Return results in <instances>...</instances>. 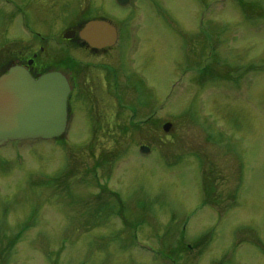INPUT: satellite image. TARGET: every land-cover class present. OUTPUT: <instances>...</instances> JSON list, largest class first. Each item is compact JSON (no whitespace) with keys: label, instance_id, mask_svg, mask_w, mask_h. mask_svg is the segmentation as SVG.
Returning a JSON list of instances; mask_svg holds the SVG:
<instances>
[{"label":"rangeland","instance_id":"1","mask_svg":"<svg viewBox=\"0 0 264 264\" xmlns=\"http://www.w3.org/2000/svg\"><path fill=\"white\" fill-rule=\"evenodd\" d=\"M86 17L66 134L0 147V264H264V0H0V61Z\"/></svg>","mask_w":264,"mask_h":264},{"label":"water","instance_id":"2","mask_svg":"<svg viewBox=\"0 0 264 264\" xmlns=\"http://www.w3.org/2000/svg\"><path fill=\"white\" fill-rule=\"evenodd\" d=\"M130 0H117L127 5ZM73 33L65 34L71 38ZM93 48L113 46L117 29L105 20H93L80 32ZM71 85L65 74L51 71L35 78L28 68L15 64L0 76V146L9 141L50 140L62 136L68 127V99ZM172 124L164 125L169 131ZM149 153L147 146L140 148Z\"/></svg>","mask_w":264,"mask_h":264},{"label":"flooded vegetation","instance_id":"3","mask_svg":"<svg viewBox=\"0 0 264 264\" xmlns=\"http://www.w3.org/2000/svg\"><path fill=\"white\" fill-rule=\"evenodd\" d=\"M97 18V17H96ZM101 18V17H99ZM85 18L82 19L80 22H74L70 24V26H66L64 29H62L59 32V37L52 38L51 41L57 45L56 48L60 49V52H55V54H51L52 52L47 51V44L50 42H44L42 45L39 44L38 47H34V49L28 48V53L24 56H16L14 55L11 59H7L5 61L0 62V74L4 73L13 63L21 64L30 70V72L34 76H39L43 73H45L48 70H59L63 73H66L68 76L72 90L73 85L76 83V80L72 78L71 70L69 68V65H67V62H77L74 58V55L72 54V49H77L76 51H79V57L82 58V55L80 53L81 46H85L83 48L88 47L92 52L101 51V53H108V51L111 48H103V49H97V48H91L86 42L81 40L79 36V32L86 24ZM30 29V28H29ZM66 32H72L74 34V37L72 39H65L63 38V35ZM84 56V55H83ZM33 60V61H32Z\"/></svg>","mask_w":264,"mask_h":264},{"label":"trees","instance_id":"4","mask_svg":"<svg viewBox=\"0 0 264 264\" xmlns=\"http://www.w3.org/2000/svg\"><path fill=\"white\" fill-rule=\"evenodd\" d=\"M196 244H197V246H198L199 242H197ZM187 246H188V245H186V249H190V248H189V247H187Z\"/></svg>","mask_w":264,"mask_h":264}]
</instances>
